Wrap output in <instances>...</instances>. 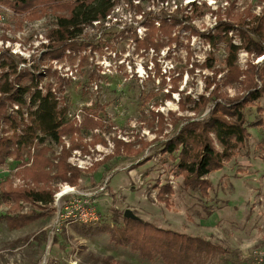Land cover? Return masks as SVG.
Here are the masks:
<instances>
[{"label":"rangeland","instance_id":"1","mask_svg":"<svg viewBox=\"0 0 264 264\" xmlns=\"http://www.w3.org/2000/svg\"><path fill=\"white\" fill-rule=\"evenodd\" d=\"M177 1L169 0L165 7L169 4L173 12ZM180 2L181 8L189 7L186 14L190 13V3L199 6L192 24L201 33L214 31L217 13L226 17L223 14L227 11L239 14L251 9L260 14L264 7V0ZM137 4L120 0L106 22L94 23L78 39L86 49L68 51L63 58L48 60L42 67L51 68V74L43 79V87L50 84L68 103L70 119L79 129L73 135H64L59 145L47 141L52 147L49 156L57 164L55 159L63 149L71 152L68 163L83 171L75 187L91 195L90 203L98 219L87 224L70 222L66 217L61 219L55 203L47 208L23 203L22 209L17 210L15 203L0 197V264H103L102 259L107 258L112 264H166L160 258L143 259L113 238V227L122 223L126 211L159 228L222 247V252L194 264H253L248 256L264 244V100L247 112L248 123L262 121V125L249 128L248 148L223 170L208 177L213 183L209 197L202 198L187 188L176 163L160 152L157 140L165 141L177 131L173 127L177 118L196 117L191 111L194 104L187 97H208L214 88L206 93V78L214 79V73L205 68L212 50L200 35L181 29L176 30L178 43L165 44L159 50L140 48L135 33L140 39L145 38V17L162 5L152 0L139 7ZM54 26L53 15L32 21L0 7V51L9 50L15 61L26 60L20 69L38 65L36 60L46 51L43 45L48 44L46 36ZM214 54L215 60L209 64L224 69V46ZM251 59L241 52V69L245 70ZM263 61L264 57L255 63ZM225 90L230 96L238 93V88ZM182 103L186 110L181 109ZM88 110L93 117L87 116ZM156 113L164 116L162 125ZM92 119L100 124L95 126ZM116 140L131 142L133 146L131 150L122 147L120 155L109 158L115 153ZM73 143L79 148L73 149ZM11 160L6 164H11ZM22 167L30 166L22 165L16 172L9 165L4 166L0 169V183L25 187L15 185L16 180L26 182L19 176ZM166 184L174 191L169 205L157 198L160 187ZM66 185L69 184L59 182L53 186L60 192ZM67 201L64 198L58 204ZM32 210L42 216L18 230L8 227L6 216ZM57 237L60 243L55 245Z\"/></svg>","mask_w":264,"mask_h":264},{"label":"trees","instance_id":"2","mask_svg":"<svg viewBox=\"0 0 264 264\" xmlns=\"http://www.w3.org/2000/svg\"><path fill=\"white\" fill-rule=\"evenodd\" d=\"M123 1L132 6L138 2L139 7L150 0ZM152 1L160 3L162 8L145 17V38L140 39L135 33L134 39L140 48L159 50L165 44L178 43L176 30L181 29L200 35L212 50L205 68L214 73V79L206 78V93L214 88L208 97L200 95L198 100L187 97L194 104L191 111L196 117L177 118L173 124L177 131L165 141L157 140L160 152L176 163L183 184L202 198H207L213 188L208 177L237 159L248 148L249 128L262 125V121L248 123L247 112L255 103L264 100V61L255 63L264 57V7L260 14L251 9L239 14L227 11L223 14H227L226 17L217 13L214 31L201 33L192 24L199 13L195 2L190 3V13L186 14L189 7L181 8L180 0L173 12H170L169 4L165 7L169 0ZM119 4L120 0H0V7L16 16L38 21L53 15L55 19V26L46 36L48 44L43 45L46 51L36 60L38 65L20 69L21 64H27L26 60L15 61L9 50L0 51V165L14 158L21 167L24 165H19L21 160L33 159L30 167H22L19 175L26 181L25 187L14 188L11 183H0V197L15 203L17 210L22 209V203L47 208L54 203V195L58 192L54 183L77 186L82 178L83 171L68 163L70 151L63 149L55 159L57 164L49 156L52 147L46 144L47 141L59 145L64 135H73L79 129L70 119L68 103L50 84L43 87V79L51 74V68L44 70L42 67L48 60L63 58L68 51L86 49L78 42L86 28L106 22ZM236 39L239 44H236ZM220 46H224L226 52L224 69L209 64L215 60L214 53ZM241 52L253 58L245 70L239 66ZM221 74L224 76L217 80ZM230 87L238 88L235 96L224 91ZM181 105V109L186 110L185 103ZM88 111L87 116L93 117V113ZM156 116L161 117L162 125L164 116L160 113ZM92 121L95 122L94 119ZM95 124L98 126L100 123L96 121ZM73 145V149L79 148L76 143ZM132 146L131 142L116 140L115 153L109 158L120 155L122 147L131 150ZM173 194L172 186L166 184L160 187L157 198L169 205ZM11 215L5 217L11 230L24 228L42 216L34 210ZM113 238L143 259L160 258L166 264H194L203 257L223 251L222 247L202 238L125 217L121 224L113 227ZM59 243V238H55L54 244ZM101 262L113 263L108 258Z\"/></svg>","mask_w":264,"mask_h":264},{"label":"built area","instance_id":"3","mask_svg":"<svg viewBox=\"0 0 264 264\" xmlns=\"http://www.w3.org/2000/svg\"><path fill=\"white\" fill-rule=\"evenodd\" d=\"M9 160L11 159H8L7 162ZM7 162L0 165V169H4V166L9 165L13 170V172L18 171L19 169L18 163L12 161L11 164H6ZM32 162L33 159L32 160L23 159L19 162V165L27 164L28 166H30ZM79 167L87 168L81 165ZM16 181L17 182H15V185H20V186L25 185V182L23 180H16ZM64 198H67L68 201L65 202L63 205L58 204ZM90 200H91V195L81 193L77 191L75 186H69V185L64 186L60 192H57L54 195V203L56 206L57 205L59 206V216L61 217V219L63 217H66V219L70 222L80 221L83 224L91 223L98 219L97 213L95 212V208L93 207V205H91ZM248 259H251L253 264H264V244L252 250L251 254L248 256Z\"/></svg>","mask_w":264,"mask_h":264},{"label":"water","instance_id":"4","mask_svg":"<svg viewBox=\"0 0 264 264\" xmlns=\"http://www.w3.org/2000/svg\"><path fill=\"white\" fill-rule=\"evenodd\" d=\"M124 217L126 219H138L132 212L126 211Z\"/></svg>","mask_w":264,"mask_h":264}]
</instances>
